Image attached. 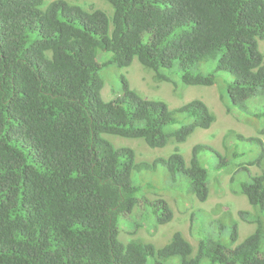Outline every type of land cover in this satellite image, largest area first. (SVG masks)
I'll return each mask as SVG.
<instances>
[{"label": "trees", "instance_id": "1", "mask_svg": "<svg viewBox=\"0 0 264 264\" xmlns=\"http://www.w3.org/2000/svg\"><path fill=\"white\" fill-rule=\"evenodd\" d=\"M108 1L112 18L63 0L45 9L44 0H0V264H162L174 256L181 264H264L260 222L238 245L203 239L196 253L179 231L162 248L119 239V216L145 203L132 175L157 162H136L132 148L106 135L161 147L209 128L216 116L199 99L172 110L125 79L124 93L106 101L97 59L99 48L119 66L137 57L158 79L177 60L189 85L215 84V74L191 69L214 60L231 76V102L242 104L264 96V0ZM180 115L190 121L167 131ZM238 137L260 143L264 157L260 138ZM207 149L194 146L189 164L178 152L162 159L170 174L187 176L201 201L212 179L198 157ZM240 192L264 209V175L242 182ZM163 208L158 223L172 218Z\"/></svg>", "mask_w": 264, "mask_h": 264}, {"label": "rangeland", "instance_id": "2", "mask_svg": "<svg viewBox=\"0 0 264 264\" xmlns=\"http://www.w3.org/2000/svg\"><path fill=\"white\" fill-rule=\"evenodd\" d=\"M55 0H44L47 5ZM71 6L91 11L99 9L112 18L114 9L108 0H63ZM259 47L264 56V39H259ZM112 53L98 49L97 59L101 64L99 77L102 80V97L113 100L125 91L124 79L129 87L141 97L161 101L174 110L199 99L204 101L215 114L216 120L209 128H197L185 141L174 137L161 147H150L141 138L106 135L116 147H130L135 152L138 163L157 162L154 169L134 171L133 180L140 186L138 193L142 202L130 214L119 216V239L129 242L141 239L162 248L172 239L175 232H182L197 252L200 240L207 239L233 247L243 242L258 225H263L264 209L253 207L247 197L240 192L241 184L250 181L251 176L264 175L262 146L254 140L258 137L264 143V96H255L242 104H233L227 93V79L231 76L216 69V61L207 60L191 65L194 71L215 74L213 85H189L182 79L183 70L176 60L171 67H161L165 79H158L155 70L145 67L136 57L128 66L111 62ZM182 122L169 125L167 131L179 127L190 120L180 115ZM206 144L212 148L199 153L200 163L209 169L212 179L209 195L205 201L199 200L190 190L184 173L170 174L163 163L173 153H180L189 164L193 148ZM164 205L172 211V218L158 223ZM247 212L244 218L240 212ZM146 212V213H145ZM237 225L238 238L232 239ZM264 247V233L262 240ZM148 264H155L152 260ZM162 264H181L179 256H174Z\"/></svg>", "mask_w": 264, "mask_h": 264}]
</instances>
